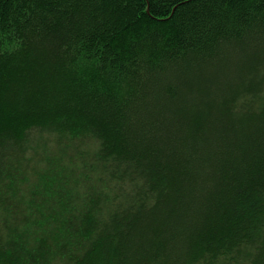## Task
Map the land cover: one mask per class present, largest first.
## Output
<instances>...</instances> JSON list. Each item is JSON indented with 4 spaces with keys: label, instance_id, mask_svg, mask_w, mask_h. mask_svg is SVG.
<instances>
[{
    "label": "trees",
    "instance_id": "1",
    "mask_svg": "<svg viewBox=\"0 0 264 264\" xmlns=\"http://www.w3.org/2000/svg\"><path fill=\"white\" fill-rule=\"evenodd\" d=\"M0 264H264V0H0Z\"/></svg>",
    "mask_w": 264,
    "mask_h": 264
}]
</instances>
